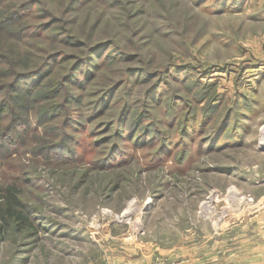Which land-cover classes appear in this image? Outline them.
Returning a JSON list of instances; mask_svg holds the SVG:
<instances>
[{"label":"rangeland","instance_id":"rangeland-1","mask_svg":"<svg viewBox=\"0 0 264 264\" xmlns=\"http://www.w3.org/2000/svg\"><path fill=\"white\" fill-rule=\"evenodd\" d=\"M30 20L0 28V68L53 55L0 94V206L10 187L23 217L0 216V264H222V233L263 227L264 0H39Z\"/></svg>","mask_w":264,"mask_h":264},{"label":"trees","instance_id":"trees-1","mask_svg":"<svg viewBox=\"0 0 264 264\" xmlns=\"http://www.w3.org/2000/svg\"><path fill=\"white\" fill-rule=\"evenodd\" d=\"M37 1L39 0H17V1L16 0H0V28L2 27V25L11 24V26L13 27L14 25L15 27L21 26L20 32L23 34L30 33L29 31L31 29H33V32H37L39 29L36 30L35 25H33L32 20H30L28 23L23 21L22 22L23 25L19 24L20 16L22 15V13L24 11H31L33 6L37 3ZM42 29L43 28H41L40 31ZM47 54L48 53H46L44 57L34 65L36 67H33L34 69L32 68L33 70L27 72V74H25L24 72L21 73L17 70L15 71L14 66L11 65L10 63H7L5 66H2L0 69L7 71L6 75L8 74V77L11 75V73H13L11 77L12 76L14 77L12 78L11 83L8 85V88L7 86H4L7 83L8 77L0 79V94L2 93V91L7 89L9 91V93L7 94L11 95L17 90L18 82L22 78H25L29 74H37L43 71V69L46 67L47 61L50 60L53 56V55L51 56V54H49L48 56ZM4 61H8V58L5 56V54L0 53V63H3ZM37 86L38 84H34L31 86L30 89L32 90L34 89V87H37ZM11 100H13V97L11 96H9L8 98L4 100L0 98V114L3 113L4 110L9 107H10V114H13L16 104L13 103V101ZM7 191L10 193L11 199L8 200L9 202L7 201L6 205L4 204L3 206H0V216H3V219L5 217L7 222L9 219L23 220V217L20 214L21 212H18V210L16 209H11V205H14V203H16L15 201H13V199H15V196L10 187H8ZM0 227H2L1 224H0Z\"/></svg>","mask_w":264,"mask_h":264},{"label":"crops","instance_id":"crops-1","mask_svg":"<svg viewBox=\"0 0 264 264\" xmlns=\"http://www.w3.org/2000/svg\"><path fill=\"white\" fill-rule=\"evenodd\" d=\"M251 237L236 238L237 245L230 242L225 234L219 238L216 252L222 264H264V220L259 221ZM263 229V230H262Z\"/></svg>","mask_w":264,"mask_h":264}]
</instances>
